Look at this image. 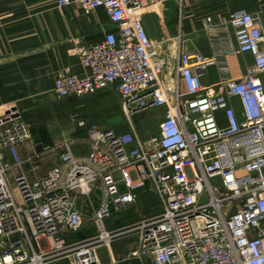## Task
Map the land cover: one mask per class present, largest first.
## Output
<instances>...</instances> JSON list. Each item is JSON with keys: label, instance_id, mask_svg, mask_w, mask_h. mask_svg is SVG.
<instances>
[{"label": "built area", "instance_id": "2783aa9c", "mask_svg": "<svg viewBox=\"0 0 264 264\" xmlns=\"http://www.w3.org/2000/svg\"><path fill=\"white\" fill-rule=\"evenodd\" d=\"M167 1L58 0L60 7L104 8L117 31L76 49L88 72L78 76L62 70L55 79L56 95L81 99L115 86L130 122L151 108H161L164 116L154 134L126 139L72 115L88 128L90 154L78 158L66 142L60 165L34 180L21 170L12 185L8 172L31 160H21L17 152L31 134L15 108L0 105V264H49L64 256H73L75 264H94L96 244L133 231L139 239L131 254L148 255L153 264H264L261 16L245 9L231 12L238 51L251 53L255 65L240 78L223 79L222 91L214 94L203 85L201 73L218 65L227 74V63L198 50L179 52L174 84L163 80L161 46L153 45L140 14L147 4ZM206 28L214 30L211 17ZM4 150L11 152L13 163ZM147 186L160 198L163 212L128 229L107 231L109 206L125 209ZM94 191L101 199L94 211L99 234L68 244L65 231L77 232L83 225L78 198L92 202Z\"/></svg>", "mask_w": 264, "mask_h": 264}, {"label": "crops", "instance_id": "0c3cea01", "mask_svg": "<svg viewBox=\"0 0 264 264\" xmlns=\"http://www.w3.org/2000/svg\"><path fill=\"white\" fill-rule=\"evenodd\" d=\"M237 9L259 14L264 29V0H168L162 5L147 4L140 18L153 45L161 46L165 83L174 84L177 56L181 51L198 50L207 58L216 56L226 61L227 74L218 65L209 66L201 73L203 85L214 94L222 91L223 79L240 78L254 67L255 57L238 51L235 30L228 21L231 12ZM208 17L212 18V31L206 28ZM109 31L117 29L102 7L87 11L77 4L60 7L58 0H0V105L15 108L20 114L19 120L29 126L31 134V139L17 150L21 160H31L8 172L12 185L21 170L34 180L60 165L62 145L66 142H71L76 157L90 154L88 128L80 127L72 115L85 119L89 125L113 129L126 139L134 133L147 137L156 132L158 124L152 133L136 129L133 119L130 122L123 110L115 86L81 99L60 98L54 92L55 79L62 70L68 68L78 76L87 74L76 49L98 42ZM258 77L264 85V72ZM113 104L129 122L128 128L115 130L90 117L96 108ZM218 117L224 121L222 113ZM4 154L8 161L14 162L9 150H4ZM147 188L140 192L136 203L123 210H110L104 219L107 231L128 229L163 212L160 198ZM98 200L78 198L83 225L77 232L65 231L68 244L84 243L99 234L94 223V211L101 204L100 197ZM138 239V232L133 231L110 243L96 244L94 264H153L148 255L131 254L138 248ZM49 264L75 262L73 256H64Z\"/></svg>", "mask_w": 264, "mask_h": 264}, {"label": "rangeland", "instance_id": "374dc122", "mask_svg": "<svg viewBox=\"0 0 264 264\" xmlns=\"http://www.w3.org/2000/svg\"><path fill=\"white\" fill-rule=\"evenodd\" d=\"M161 113V117L163 118L164 113L161 108H151L141 114L135 115L133 117V122L136 129L140 132L152 133L155 130L156 124H159L162 120L160 118ZM90 117L101 123H107V125L112 126L115 130H123L129 127V122L124 115L119 112L115 104L96 108L91 113ZM98 197H100V192L94 191L92 193L94 201H99Z\"/></svg>", "mask_w": 264, "mask_h": 264}, {"label": "water", "instance_id": "95a60500", "mask_svg": "<svg viewBox=\"0 0 264 264\" xmlns=\"http://www.w3.org/2000/svg\"><path fill=\"white\" fill-rule=\"evenodd\" d=\"M114 208L113 204L109 206V209L112 210Z\"/></svg>", "mask_w": 264, "mask_h": 264}]
</instances>
